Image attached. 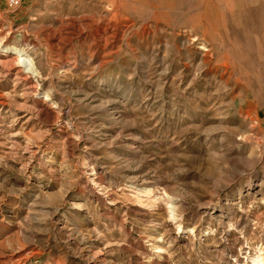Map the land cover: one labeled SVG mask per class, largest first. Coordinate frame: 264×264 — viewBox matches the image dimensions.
Segmentation results:
<instances>
[{
	"label": "rangeland",
	"instance_id": "rangeland-1",
	"mask_svg": "<svg viewBox=\"0 0 264 264\" xmlns=\"http://www.w3.org/2000/svg\"><path fill=\"white\" fill-rule=\"evenodd\" d=\"M0 264H264V0H0Z\"/></svg>",
	"mask_w": 264,
	"mask_h": 264
},
{
	"label": "built area",
	"instance_id": "built-area-1",
	"mask_svg": "<svg viewBox=\"0 0 264 264\" xmlns=\"http://www.w3.org/2000/svg\"><path fill=\"white\" fill-rule=\"evenodd\" d=\"M10 11H16L23 5L25 0H2Z\"/></svg>",
	"mask_w": 264,
	"mask_h": 264
},
{
	"label": "bare ground",
	"instance_id": "bare-ground-1",
	"mask_svg": "<svg viewBox=\"0 0 264 264\" xmlns=\"http://www.w3.org/2000/svg\"><path fill=\"white\" fill-rule=\"evenodd\" d=\"M22 50V49H21ZM20 49H16V48H12V49H8V50H4V51H6V53H8V52H13V54H17L20 58L22 57V51H21ZM19 58V59H20ZM18 59V60H19ZM16 61V60H15ZM21 61H23L24 62V64H25V67L26 68H28L29 70H31L32 69V63L30 62V60H28V59H21ZM259 260V259H258ZM255 261H257V259L255 260ZM259 262V261H258ZM257 263V262H256Z\"/></svg>",
	"mask_w": 264,
	"mask_h": 264
}]
</instances>
